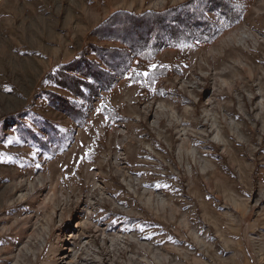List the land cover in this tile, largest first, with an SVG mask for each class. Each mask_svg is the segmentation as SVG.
I'll use <instances>...</instances> for the list:
<instances>
[{
    "label": "rangeland",
    "instance_id": "1",
    "mask_svg": "<svg viewBox=\"0 0 264 264\" xmlns=\"http://www.w3.org/2000/svg\"><path fill=\"white\" fill-rule=\"evenodd\" d=\"M189 1L0 0V264H264V0L80 97L47 81L124 48L91 37L112 15Z\"/></svg>",
    "mask_w": 264,
    "mask_h": 264
},
{
    "label": "trees",
    "instance_id": "2",
    "mask_svg": "<svg viewBox=\"0 0 264 264\" xmlns=\"http://www.w3.org/2000/svg\"><path fill=\"white\" fill-rule=\"evenodd\" d=\"M242 15L234 0H191L165 12L114 14L100 24L91 37L102 42L118 43L124 48L89 44L72 62L62 64L49 73L47 81L80 97L73 85L84 91L95 85L100 88L110 85L114 79H121L123 74L118 73L134 52H141L140 61H144V54L153 53L156 49L173 48L186 41L210 44L235 25V17ZM132 38L137 39L135 43L141 46L133 48L129 42ZM50 101L57 108L67 106V99L58 94H53Z\"/></svg>",
    "mask_w": 264,
    "mask_h": 264
},
{
    "label": "snow or ice",
    "instance_id": "3",
    "mask_svg": "<svg viewBox=\"0 0 264 264\" xmlns=\"http://www.w3.org/2000/svg\"><path fill=\"white\" fill-rule=\"evenodd\" d=\"M155 65H153V69H155ZM144 76H148L149 75V73L147 72V71H145L144 73H142Z\"/></svg>",
    "mask_w": 264,
    "mask_h": 264
}]
</instances>
